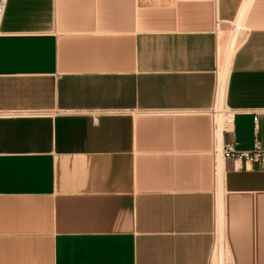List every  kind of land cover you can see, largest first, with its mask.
<instances>
[{"label": "crops", "instance_id": "1", "mask_svg": "<svg viewBox=\"0 0 264 264\" xmlns=\"http://www.w3.org/2000/svg\"><path fill=\"white\" fill-rule=\"evenodd\" d=\"M243 2L6 0L0 264H212L218 202L227 264H264V165L216 162L208 112ZM243 26L223 141L264 149V0Z\"/></svg>", "mask_w": 264, "mask_h": 264}, {"label": "built area", "instance_id": "2", "mask_svg": "<svg viewBox=\"0 0 264 264\" xmlns=\"http://www.w3.org/2000/svg\"><path fill=\"white\" fill-rule=\"evenodd\" d=\"M6 0H0V33L1 31V21L4 13ZM217 82L214 94V103L208 109L212 117V133L214 138L213 144V154L216 158V162L220 158H240L245 161V163L258 162L264 165V149L255 145L252 149L239 150L236 149L231 142L224 143L223 135L227 132L231 125V119L233 115V110L226 104L218 103V66H217ZM112 110H92L93 114H99L100 112H111ZM176 112V111H173ZM179 112V110L177 111ZM2 114V112H0ZM219 224L216 226L214 234V242L211 249L210 259H214L216 264H227L226 260V244L225 239L220 235Z\"/></svg>", "mask_w": 264, "mask_h": 264}, {"label": "bare ground", "instance_id": "3", "mask_svg": "<svg viewBox=\"0 0 264 264\" xmlns=\"http://www.w3.org/2000/svg\"><path fill=\"white\" fill-rule=\"evenodd\" d=\"M249 3H250V0H244L242 6L240 8V11L238 13V18L233 23V33L231 36L229 51L227 53V57L225 59V62L222 65L221 71L218 70V72H219V78H218V103H219V106L221 104H225L224 92H225V87H226V83H227V76H228L229 68H230V60H231V57H233L231 55H232L233 49L235 48V46L237 45V43L239 41V38L242 35V31L244 30L243 17H244V14L246 12V9L249 6ZM218 66H219V54H218ZM220 203H221V199H220ZM220 205L218 202V224H219V228H220L219 233H220V235H222V237H224V231H223L224 229H223V222H222V217H221ZM212 261H213V264H216L214 259Z\"/></svg>", "mask_w": 264, "mask_h": 264}, {"label": "rangeland", "instance_id": "4", "mask_svg": "<svg viewBox=\"0 0 264 264\" xmlns=\"http://www.w3.org/2000/svg\"><path fill=\"white\" fill-rule=\"evenodd\" d=\"M220 26L222 27V25H220ZM232 30H233V23L227 24L226 26H224L223 30H219L220 45L222 47V50H220V52H219V66H218L219 71H221L222 65L225 62V59L227 57V53L229 51V45H230V41H231L230 35H231ZM243 35H244V32H243ZM243 35L241 36V39H242ZM229 38H230V40H229ZM241 39H240V41H241ZM212 264H213V261H212Z\"/></svg>", "mask_w": 264, "mask_h": 264}]
</instances>
